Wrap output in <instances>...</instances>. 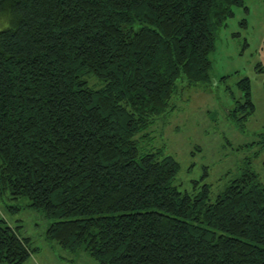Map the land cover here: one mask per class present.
<instances>
[{
  "label": "trees",
  "instance_id": "16d2710c",
  "mask_svg": "<svg viewBox=\"0 0 264 264\" xmlns=\"http://www.w3.org/2000/svg\"><path fill=\"white\" fill-rule=\"evenodd\" d=\"M243 2L0 0V198H26L49 240L97 264H264L256 171L209 199L141 143L178 90L209 79L216 29ZM17 227L0 218V264L30 253Z\"/></svg>",
  "mask_w": 264,
  "mask_h": 264
},
{
  "label": "rangeland",
  "instance_id": "374dc122",
  "mask_svg": "<svg viewBox=\"0 0 264 264\" xmlns=\"http://www.w3.org/2000/svg\"><path fill=\"white\" fill-rule=\"evenodd\" d=\"M233 12L216 29L209 79L178 90L174 109L157 118L141 142L147 148L163 147L179 162L180 189L193 191L208 184L209 199L247 166L264 181V0H244ZM6 23V16L0 15V28ZM243 78L248 79L253 103L247 115L239 106L243 94L238 82ZM27 202L22 197L0 198V218L28 238L30 253L21 264H97L83 249L72 252L49 240L51 219Z\"/></svg>",
  "mask_w": 264,
  "mask_h": 264
}]
</instances>
